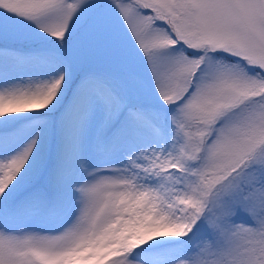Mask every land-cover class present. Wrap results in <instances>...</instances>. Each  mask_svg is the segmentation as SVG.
Instances as JSON below:
<instances>
[{"label":"snow or ice","instance_id":"1","mask_svg":"<svg viewBox=\"0 0 264 264\" xmlns=\"http://www.w3.org/2000/svg\"><path fill=\"white\" fill-rule=\"evenodd\" d=\"M0 264H264V0H0Z\"/></svg>","mask_w":264,"mask_h":264}]
</instances>
